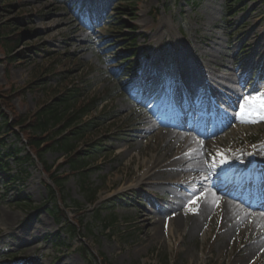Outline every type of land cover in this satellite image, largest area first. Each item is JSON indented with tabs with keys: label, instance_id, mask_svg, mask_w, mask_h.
Here are the masks:
<instances>
[{
	"label": "rangeland",
	"instance_id": "rangeland-1",
	"mask_svg": "<svg viewBox=\"0 0 264 264\" xmlns=\"http://www.w3.org/2000/svg\"><path fill=\"white\" fill-rule=\"evenodd\" d=\"M234 5L228 9L226 0H138L133 16L130 3L119 0H0V30L7 28V35L23 32L14 52L0 46V88L14 90L11 102L16 111L30 115L65 91H72L76 102L71 109L89 105L91 111L83 121L98 117V124L74 141L73 152L87 153L93 145L94 154L86 159L84 173L72 168L63 151L45 154L48 164L64 179L57 202L70 206L67 214L79 222L78 236L68 235L64 227L58 238V203L50 194L49 177L40 162L27 163L28 177L10 185L0 177V264H38L30 262L33 259H39L40 264H95L85 256L83 244L109 264H236L242 248L249 247L252 234L251 230L242 235L227 233L228 242L221 253L217 237L222 234V208L205 216L194 232L188 221L176 226V220L169 234L164 225L177 214L170 208L180 202L179 190L187 192L185 188L165 182L170 179L165 173L152 178L153 183L120 190L137 179L150 158L162 154L161 147L170 150L165 145L168 137L160 131L182 130L191 118L189 110L179 109L177 98L185 97L191 106L197 96L189 91L206 95L200 88L211 78L237 85L233 76L229 77L231 67L241 64L244 54L255 49L253 40L264 28V0H239ZM120 14L124 28L115 33L117 27L111 25L109 17ZM133 23L138 25L134 34ZM127 36L132 38L126 40ZM244 36L248 39L242 42ZM99 42L103 45L98 46ZM124 45H131L130 49L118 50ZM258 49L246 90L264 83V39ZM131 51L140 60V74L123 84L113 74L114 61L131 57ZM199 63L206 67V75ZM135 64L134 60L124 66L130 67L128 74H133ZM155 82L148 103L144 92ZM132 89L137 92L132 93ZM250 104L247 116L264 114L257 102ZM260 122L247 134L240 131L229 138V133L225 147L238 149L260 143L264 120ZM0 123H4L1 115ZM152 125L154 132L150 131ZM1 140L7 148L23 149L10 131H2ZM210 147L208 143L206 149ZM25 152L23 149L18 155ZM25 166L10 159L12 173ZM175 180H181L180 176ZM187 180V184L197 186ZM243 197L253 198L247 191ZM188 206L186 203L181 209ZM6 214L14 215L10 227ZM159 217L164 232L154 236L152 219ZM35 238L38 251L29 244Z\"/></svg>",
	"mask_w": 264,
	"mask_h": 264
},
{
	"label": "bare ground",
	"instance_id": "bare-ground-1",
	"mask_svg": "<svg viewBox=\"0 0 264 264\" xmlns=\"http://www.w3.org/2000/svg\"><path fill=\"white\" fill-rule=\"evenodd\" d=\"M260 33L253 40L255 49L249 54H244L241 64L231 67L229 77L233 76V81L237 85H225L222 80H215L214 78L209 79L207 84H203L202 87L207 89L206 96L199 95L196 105L190 107L194 114L188 125L182 130L160 131L163 137H168L165 145L170 147V150L161 147L162 154L150 158L140 170L137 179L120 188L121 190L143 183H153L152 178L163 176L165 173L167 178L170 177L165 182L185 188L187 192L179 190L180 202H174L170 208L172 212H177V214H174L171 222L164 225L169 234L173 233V225L176 220L178 221L176 226L188 221L190 229L194 232L205 216L209 217L215 209L222 208L224 215L221 225L222 234L217 237L221 245V253L226 248L224 244L228 242L225 238L227 233L233 235L237 232L238 235H242L251 230L252 237L249 247L242 248L240 256L234 261L236 264H257L258 261H260L259 264H264V207L259 204V202L264 201V136L260 143L255 145V148L251 146L238 149L225 147L229 133L231 134L229 138L232 137L233 133L240 131L247 134V132L252 131L251 127L254 124L261 123L260 116L246 115L251 111L252 105L250 103L245 105L243 111L239 107L243 103L242 96L256 95L257 90L264 89V83H255L250 89H245L253 67L254 57L259 52L258 48L264 39V28L261 29ZM247 39L248 36H244L242 42ZM179 43L186 46L183 38H179ZM236 52L234 50V54ZM200 71L202 74L207 73L204 64H201ZM152 73L154 74L155 70H152ZM190 94L197 96L194 92H190ZM260 94L264 96V91ZM177 103L182 109L188 107L187 99L180 97L177 99ZM254 108H257V105ZM222 109L228 110L227 119L224 118ZM157 124L163 125L161 122H157ZM154 129L155 126L152 125L150 131L154 132ZM208 143H211V147L207 150ZM218 153H224L230 163L221 166L219 164L221 157ZM213 162L216 164L215 169H212ZM253 163H255L256 168H252ZM218 164L219 168H217ZM259 165H263L262 170L258 169ZM221 168H223L222 172ZM213 170L220 173L218 178L211 175ZM238 171L241 173L236 175ZM174 175L180 176L181 180H175L176 176L174 177ZM202 177H209L205 182L207 192L204 195H201L200 181ZM186 178H189L190 182H195L197 186L187 184ZM219 181H221V185L228 188L227 191H231L230 195L217 187ZM254 184L260 187L256 191L251 190L254 192L251 193L254 197L252 199L256 203L251 205V202L242 203L239 201L237 196L242 190L250 188ZM196 197H200L198 202L190 203ZM188 202L189 206L185 210L181 209ZM178 211L180 212L178 213ZM5 217L6 225L10 227L12 224L9 223H11L14 215L6 214ZM161 222V217L152 219L153 225H156L154 236H159L164 232V226L162 229L159 227ZM37 239L29 242L35 251L40 249L35 244ZM245 249L247 252L244 253ZM30 262L40 264L39 259H33Z\"/></svg>",
	"mask_w": 264,
	"mask_h": 264
},
{
	"label": "trees",
	"instance_id": "trees-1",
	"mask_svg": "<svg viewBox=\"0 0 264 264\" xmlns=\"http://www.w3.org/2000/svg\"><path fill=\"white\" fill-rule=\"evenodd\" d=\"M136 1L137 0H125V2H134V5ZM226 1L228 6H230L229 8H233L235 7L234 4L239 0ZM113 22L115 26H118L119 30L123 28L121 18H115ZM131 26L132 29L137 27L136 24H132ZM22 33V31H18L13 35H7V28H2L0 30V46L8 53L14 52L19 47V42L23 35ZM27 33L30 34V32ZM35 48L38 49V47H30V50ZM127 48L128 45L125 46L126 50ZM21 54L22 52L20 51L18 56ZM15 56L16 55L10 57V62H8V64H11ZM131 59L132 57L121 60L118 59V64H125ZM128 68L130 67H121V69L117 68L115 69V74L119 78L125 77L129 73V71H127ZM13 92V89L2 90L0 88V115L4 119V123H0V134L4 130L10 131L14 133L20 141H22L23 135L26 143L23 144L22 148L26 152L24 155L19 156L18 154H20L23 149H13L12 147L7 148L4 146V140H2L0 142V177L5 183L14 184L18 181V178L20 180L23 176H28L29 172L25 170V164H31V162H34L33 155H35L37 160L41 162L44 172L51 180V184L48 186L51 196L56 200V204H59H57L55 210L59 214L58 221L61 224V230L65 226L69 235L76 236L79 230V222L68 217L67 212L70 206H65L60 200L57 202V196L59 191L62 190L64 179L62 178V175L58 173V169H54L52 165L48 164L45 159V154L49 150L63 151L66 153L67 162L71 164L72 168L84 173L87 169L85 164L86 159L94 151V149L91 151L93 145L87 153L73 152L75 147L74 141L79 138H84L85 133L90 128L94 127L95 124H98V117L83 121V116L88 114L91 111V108L89 105H82L75 110L71 109L76 102V95L72 91H65L53 101L41 107L38 111L23 116L16 111L15 106L11 102L14 96ZM9 112L11 114H9ZM54 127H58V129L55 132H51V129ZM79 155L81 156L79 157ZM11 158L22 161L25 167L21 170H17L15 173H11L9 169V160ZM90 197L91 201H94L95 193ZM82 249L85 256L91 259L95 264H109L105 257L95 255L87 245L83 244Z\"/></svg>",
	"mask_w": 264,
	"mask_h": 264
},
{
	"label": "snow or ice",
	"instance_id": "snow-or-ice-1",
	"mask_svg": "<svg viewBox=\"0 0 264 264\" xmlns=\"http://www.w3.org/2000/svg\"><path fill=\"white\" fill-rule=\"evenodd\" d=\"M241 99L243 100V103H241L239 105L240 110L243 111L244 107L246 104H249L253 101L257 102L259 104V110L261 113H264V96H262L259 92V90H257V94L255 96L249 94L247 96H242ZM222 113L225 119H227V117L229 116V112L227 109H222ZM260 119L264 120V114L260 115ZM218 155L221 157V159L219 160V164L221 166L225 165L226 163H230L228 160V157L224 154V153H218ZM216 164L215 162H213L212 164V169H215ZM223 171V168H221V172ZM212 176L215 177H219L220 173H217L216 171H212L211 172ZM209 179V177H202L201 181H200V185H201V195L206 194L207 192V188L205 186V182ZM200 197H196L195 199H193L190 203L195 204L198 202Z\"/></svg>",
	"mask_w": 264,
	"mask_h": 264
}]
</instances>
